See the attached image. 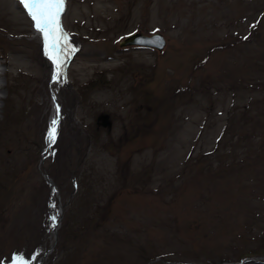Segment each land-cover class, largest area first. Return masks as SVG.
<instances>
[{
	"label": "rangeland",
	"instance_id": "1",
	"mask_svg": "<svg viewBox=\"0 0 264 264\" xmlns=\"http://www.w3.org/2000/svg\"><path fill=\"white\" fill-rule=\"evenodd\" d=\"M64 7L57 80L0 0V264H264V0ZM132 32L166 45L119 47Z\"/></svg>",
	"mask_w": 264,
	"mask_h": 264
},
{
	"label": "snow or ice",
	"instance_id": "2",
	"mask_svg": "<svg viewBox=\"0 0 264 264\" xmlns=\"http://www.w3.org/2000/svg\"><path fill=\"white\" fill-rule=\"evenodd\" d=\"M27 10L30 18L33 20L34 27L42 35L45 53L54 62L57 69L53 79H59L61 76V54L69 49L68 35L63 31L61 24V14L64 10L65 0H20ZM59 124V106H57V115L50 122L47 140L49 146L54 145L58 135ZM50 207L55 208L53 203ZM51 227H58L59 214L49 217ZM11 264H27L22 255H13Z\"/></svg>",
	"mask_w": 264,
	"mask_h": 264
},
{
	"label": "water",
	"instance_id": "3",
	"mask_svg": "<svg viewBox=\"0 0 264 264\" xmlns=\"http://www.w3.org/2000/svg\"><path fill=\"white\" fill-rule=\"evenodd\" d=\"M127 45H139L145 47H155L158 50H161L164 45L165 41L163 37L159 33L152 34L150 36L144 35L142 33H133L126 36L121 42L120 46H127ZM107 115H100L98 120H101V124L103 126H110V122L107 120Z\"/></svg>",
	"mask_w": 264,
	"mask_h": 264
},
{
	"label": "bare ground",
	"instance_id": "4",
	"mask_svg": "<svg viewBox=\"0 0 264 264\" xmlns=\"http://www.w3.org/2000/svg\"><path fill=\"white\" fill-rule=\"evenodd\" d=\"M0 57H2V56H0ZM2 63H4V64H5V63H6V61H3V60H1V59H0V66L2 65ZM12 63H13V61H11V63L9 64V66H11V64H12ZM13 64H15V63H13ZM5 72H6V74L8 73L6 69L4 70V72H3V73L5 74ZM3 84H4V83L0 82V86H1V85H3ZM53 118H55V117H54V116H51V119H50V121H51ZM53 234H55V231L53 232Z\"/></svg>",
	"mask_w": 264,
	"mask_h": 264
}]
</instances>
